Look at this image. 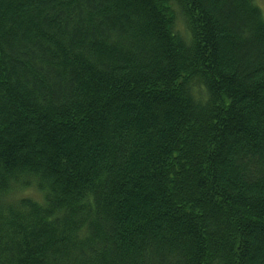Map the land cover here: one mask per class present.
<instances>
[{
	"label": "trees",
	"instance_id": "trees-1",
	"mask_svg": "<svg viewBox=\"0 0 264 264\" xmlns=\"http://www.w3.org/2000/svg\"><path fill=\"white\" fill-rule=\"evenodd\" d=\"M0 264H264L254 0H0Z\"/></svg>",
	"mask_w": 264,
	"mask_h": 264
},
{
	"label": "rangeland",
	"instance_id": "rangeland-1",
	"mask_svg": "<svg viewBox=\"0 0 264 264\" xmlns=\"http://www.w3.org/2000/svg\"><path fill=\"white\" fill-rule=\"evenodd\" d=\"M254 2L260 7L263 15H264V0H254Z\"/></svg>",
	"mask_w": 264,
	"mask_h": 264
}]
</instances>
